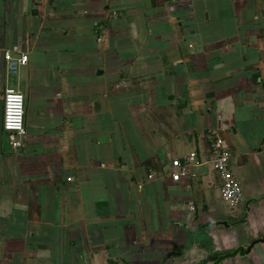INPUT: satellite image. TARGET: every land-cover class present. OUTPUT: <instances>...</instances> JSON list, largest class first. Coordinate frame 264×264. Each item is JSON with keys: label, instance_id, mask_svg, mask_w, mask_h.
Segmentation results:
<instances>
[{"label": "crops", "instance_id": "crops-1", "mask_svg": "<svg viewBox=\"0 0 264 264\" xmlns=\"http://www.w3.org/2000/svg\"><path fill=\"white\" fill-rule=\"evenodd\" d=\"M0 264H264V0H0Z\"/></svg>", "mask_w": 264, "mask_h": 264}, {"label": "built area", "instance_id": "built-area-1", "mask_svg": "<svg viewBox=\"0 0 264 264\" xmlns=\"http://www.w3.org/2000/svg\"><path fill=\"white\" fill-rule=\"evenodd\" d=\"M8 70L18 73L22 67L27 65L29 56L19 52L16 55L11 51L3 52ZM3 128L13 136V145L20 148L22 138L26 135L25 126V97L22 91L6 87L4 90V117ZM231 151L225 139L216 134L212 142L211 163L220 178V195L222 200L231 208L237 209L244 198L243 186L230 169ZM196 159V153H190L184 160L176 158L171 164V176L173 181H180L191 172V163ZM150 174V177H153Z\"/></svg>", "mask_w": 264, "mask_h": 264}, {"label": "trees", "instance_id": "trees-1", "mask_svg": "<svg viewBox=\"0 0 264 264\" xmlns=\"http://www.w3.org/2000/svg\"><path fill=\"white\" fill-rule=\"evenodd\" d=\"M235 252H236V251H235ZM235 252L232 251V252H226V253H223L222 256H221L220 258L230 256V255L234 254Z\"/></svg>", "mask_w": 264, "mask_h": 264}]
</instances>
